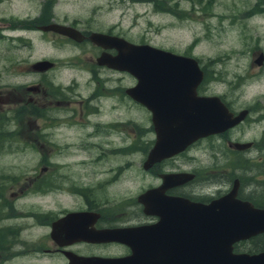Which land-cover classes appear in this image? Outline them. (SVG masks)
<instances>
[{
  "label": "flooded vegetation",
  "instance_id": "af4514ba",
  "mask_svg": "<svg viewBox=\"0 0 264 264\" xmlns=\"http://www.w3.org/2000/svg\"><path fill=\"white\" fill-rule=\"evenodd\" d=\"M225 16L217 18L212 47L218 50L207 61L192 51L181 53L197 61L202 79L193 94L178 99L187 106L208 97L212 124H219L154 161H149L157 140L153 98L142 104L128 93L138 85L134 74L98 62L118 51L93 42V31L73 21L65 24L81 35L57 33L75 53L83 45L91 49L74 55L68 80L51 73L56 62L50 59H41L53 63L45 70L30 65L22 72H0V155L34 161L27 176L14 163L0 172V264L15 257L35 258V264H151L159 259L151 255L195 246L191 234L200 226L201 206L225 199L229 206L264 210V2ZM49 17L33 29L55 22ZM21 23L0 26V36L27 28ZM227 27L238 28L229 44L218 41ZM9 76L16 81L7 82ZM123 135L130 141L120 145L116 138ZM14 145L26 153L7 150ZM131 155H140L139 162L127 158ZM130 176L144 183L133 192L121 190ZM233 251L263 252L264 231L235 242Z\"/></svg>",
  "mask_w": 264,
  "mask_h": 264
},
{
  "label": "rangeland",
  "instance_id": "374dc122",
  "mask_svg": "<svg viewBox=\"0 0 264 264\" xmlns=\"http://www.w3.org/2000/svg\"><path fill=\"white\" fill-rule=\"evenodd\" d=\"M51 1L52 5L49 4ZM258 0H0V26L6 27L8 23L13 25L16 21L29 20L30 30L7 29L1 31L0 36V72H22L28 70L30 65L37 60L50 59L56 62L51 73H58L61 80L73 77L69 74V65L74 60V55L87 52L91 49L87 45L77 47V53L72 51V45L59 37L54 32H43L34 28V23H39L44 10L49 14V19L54 18L52 23H77V28L88 29L93 32L112 31L124 37L130 42L137 44H150L159 48L167 49L175 53H188L208 60L212 50L213 29L217 26V18L220 15L231 17L238 10L256 7ZM263 1L264 0H260ZM51 5V7H50ZM43 11V12H42ZM42 12V13H41ZM35 18V19H33ZM229 21L223 23L228 25ZM264 23V19L260 23ZM38 25V24H37ZM255 25V24H254ZM229 26V25H228ZM27 27V26H25ZM33 29V30H31ZM236 27H227L223 32H218V41L226 44L232 42ZM1 35V34H0ZM260 37L264 38V24H260ZM241 39L240 35H236ZM217 43H215L216 45ZM83 53V54H84ZM82 54V55H83ZM89 55V54H88ZM7 82L16 81L12 76ZM126 81H122V84ZM124 139L117 137L120 145L130 141V137L123 135ZM22 145H14L18 152L26 149L19 148ZM22 160L9 159L7 154L0 155V172L7 166L15 165L16 171L26 172L31 170L34 161L31 156H25ZM76 157L71 156L70 159ZM80 158V157H79ZM136 163L140 155L127 157ZM126 158V159H127ZM123 161V159H121ZM10 168V166H8ZM140 166H138V169ZM5 171V170H4ZM131 177V176H130ZM143 178L135 177L120 184L121 190H134L142 186ZM137 183V184H136ZM141 184V185H140ZM49 206L51 202L40 200ZM34 233H40V229H33ZM35 258L15 257L3 264H35ZM48 263V261H47Z\"/></svg>",
  "mask_w": 264,
  "mask_h": 264
},
{
  "label": "water",
  "instance_id": "95a60500",
  "mask_svg": "<svg viewBox=\"0 0 264 264\" xmlns=\"http://www.w3.org/2000/svg\"><path fill=\"white\" fill-rule=\"evenodd\" d=\"M40 30L70 38L81 35L76 28L59 23L40 26ZM90 39L104 48H114L118 51L114 56L103 54L98 61L100 64L130 72L137 77L138 85L133 91L128 90L129 94L144 105L150 101V97L153 98L154 102L150 101L153 104L150 108L153 112L157 140L149 161L183 150L196 138L210 133L218 126L217 122L212 124V119L215 118H212L208 97H196L195 101L187 106H182L184 103L178 105V99L183 94H193L196 84L202 79V70L194 58L147 43H133L122 36L102 32H91ZM52 65L48 60H38L31 64V68L45 70ZM151 80L154 82L152 85L148 84ZM150 88L153 94L149 96ZM159 97L163 99L159 100ZM146 198L147 193L139 197L143 201ZM226 201L223 199L213 203L210 206L213 211L211 216L210 207L201 206L200 226L196 223L197 231L191 234L192 241L196 242L195 246L186 245L185 250L180 253L159 257L151 255L159 258L151 261V264H264V251L256 254L233 251L235 242L264 231V210L247 205L229 206L225 204ZM162 257L166 260H160ZM76 258L70 257L71 260ZM78 259L81 260L79 257Z\"/></svg>",
  "mask_w": 264,
  "mask_h": 264
},
{
  "label": "trees",
  "instance_id": "16d2710c",
  "mask_svg": "<svg viewBox=\"0 0 264 264\" xmlns=\"http://www.w3.org/2000/svg\"><path fill=\"white\" fill-rule=\"evenodd\" d=\"M49 4L52 5L51 1H50ZM51 5H50V7H51ZM48 15H49V14L46 12V10H44L43 14H42L41 17H40L41 19H39L38 22H39V23H45V22H47L46 20H47ZM24 26H27V28H28V27H30V23H29V22L24 23Z\"/></svg>",
  "mask_w": 264,
  "mask_h": 264
}]
</instances>
